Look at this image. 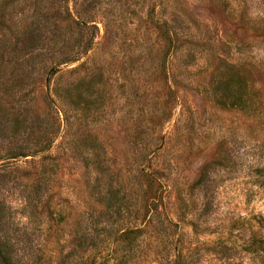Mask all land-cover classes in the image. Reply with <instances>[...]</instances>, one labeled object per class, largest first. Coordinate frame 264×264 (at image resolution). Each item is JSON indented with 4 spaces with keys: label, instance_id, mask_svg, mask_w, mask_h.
I'll use <instances>...</instances> for the list:
<instances>
[{
    "label": "rangeland",
    "instance_id": "obj_1",
    "mask_svg": "<svg viewBox=\"0 0 264 264\" xmlns=\"http://www.w3.org/2000/svg\"><path fill=\"white\" fill-rule=\"evenodd\" d=\"M0 264H264V0H0Z\"/></svg>",
    "mask_w": 264,
    "mask_h": 264
}]
</instances>
